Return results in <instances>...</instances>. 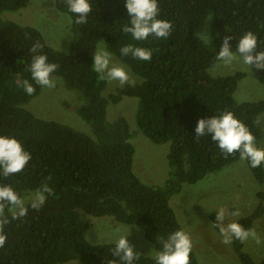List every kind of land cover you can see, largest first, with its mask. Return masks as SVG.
<instances>
[{"label": "trees", "instance_id": "obj_1", "mask_svg": "<svg viewBox=\"0 0 264 264\" xmlns=\"http://www.w3.org/2000/svg\"><path fill=\"white\" fill-rule=\"evenodd\" d=\"M52 1L58 12L71 17L72 39L66 53L49 47L35 28L0 17V135L15 137L32 156L22 173L0 176V184L11 185L21 196L44 182L53 189L39 211L29 207L23 219L5 227L7 240L0 248V264H109L112 260L120 264L112 255L114 244L86 241L82 214L110 216L119 223L141 227L146 241L160 250L159 237L182 230L170 198L183 184H195L240 159L239 153L225 158L211 133L196 140L198 120L231 111L258 143L261 134L254 121L264 112V101L234 100L243 73L214 78L208 71L219 63L216 56L224 36L232 37L229 43L235 51L239 39L251 31L258 38L257 51H264V0H158V18L171 22L172 32L167 39L149 37L146 41H135L121 31L131 19L125 0H89L93 10L86 24L75 23L76 16L69 12L65 0ZM28 3L0 0V15ZM209 17L212 40L205 44L199 35ZM100 41L142 79L141 83L102 95L107 82L100 80L92 67ZM37 42L43 46L40 54L58 65L52 75L61 78L67 90L79 94L82 104L76 113L91 135L40 119L22 107L41 90L28 71L34 55L30 49ZM129 43L154 49L152 59L122 56L120 49ZM250 69L252 77L264 85V71ZM25 79L35 87L34 94L28 95L19 85ZM122 97L138 99L135 122L143 135L155 143H170L169 177L163 187L148 186L134 175V148L129 143L127 122L123 117L107 119L108 104H116ZM245 162L254 181L262 185L263 164L251 168ZM257 196V209L238 220L246 229L264 214V193ZM215 217L216 213L210 214L211 223ZM243 245L238 240L232 243L241 264H264V257L257 263L243 252ZM135 264L155 262L141 254ZM190 264H198L193 249Z\"/></svg>", "mask_w": 264, "mask_h": 264}, {"label": "rangeland", "instance_id": "obj_2", "mask_svg": "<svg viewBox=\"0 0 264 264\" xmlns=\"http://www.w3.org/2000/svg\"><path fill=\"white\" fill-rule=\"evenodd\" d=\"M0 17L3 21L35 28L40 32L45 43L56 51L66 53L69 49L72 39L71 21L68 16L54 8L52 0H29L25 8L2 12ZM211 20V17L206 20L204 30L199 35L205 44L211 43L212 40ZM205 35L210 38L209 43L205 42ZM100 46L106 48L104 41L97 43L96 50ZM112 55L113 62L122 65L136 81L135 84L141 83L142 79L128 65ZM237 72L243 73L244 77L239 81L233 94L234 100L237 103L264 101V85L252 77L251 69L242 61L234 62L231 67H225L219 62L208 71L214 78L230 76ZM53 77L56 79L54 88L41 87L39 94L22 107L40 119L55 121L90 135L88 125L76 113L82 104L79 94L67 90L58 76L53 75ZM123 87L115 81L107 82L102 95L107 97ZM137 106L138 99L122 97L118 103L108 104L107 119L114 121L123 117L127 122L131 134L129 143L134 148L132 162L134 175L148 186L163 187L169 177L167 154L170 143H155L137 129L135 122ZM258 117L261 120L259 126L261 135L257 146L264 148V112ZM32 192L25 191L23 196H29ZM259 192L264 193V182L262 185L256 183L245 160L239 159L219 171L207 174L195 184H183L180 192L170 198L169 204L177 221L191 238L198 264H241L233 251L232 244L221 243L219 231H215L211 226L209 216L224 208L225 223L238 222L257 209L260 203L257 196ZM237 210L238 216L230 214ZM82 218L86 224L85 239L91 245H115L120 236L129 234L127 239L133 246L134 252L152 258L151 253L156 251L146 241L141 227L119 223L110 216L92 217L82 214ZM251 228H254L264 241V214L253 222ZM243 252L258 263L264 257V243L257 245L254 240L249 239L243 245ZM67 264L80 263L70 261Z\"/></svg>", "mask_w": 264, "mask_h": 264}, {"label": "clouds", "instance_id": "obj_3", "mask_svg": "<svg viewBox=\"0 0 264 264\" xmlns=\"http://www.w3.org/2000/svg\"><path fill=\"white\" fill-rule=\"evenodd\" d=\"M70 13L76 16L75 23L86 24L92 5L89 0H65ZM125 7L131 19L125 24L121 31L131 34L135 41H146L149 37L156 39H167L172 32L171 22L158 18L160 7L158 0H125ZM71 21V17L69 18ZM209 37L205 35V42L209 43ZM231 36H224L222 46L218 51L216 60L225 67H231L234 62H241L249 68L264 71V51H257L258 38L251 31L244 34L238 41L235 51L229 43ZM42 45L39 42L33 44L30 52L32 61L28 67L31 79L35 84L43 88H54L56 79L53 73L58 70V65L49 63L46 54H40ZM154 49L135 46L129 43L120 49L122 56H131L141 61H150ZM94 71L98 78L106 82H118L119 86H134L136 81L129 72L119 64L113 62V55L105 47L97 48L93 55ZM28 95L35 93L36 89L29 80L18 82ZM254 124L261 125L258 117ZM195 139L207 137L212 134V140L216 142L225 158L239 153L242 161H248L251 168L260 167L264 164V148L257 146L256 137L250 129L231 111H224L219 116L201 118L195 127ZM89 134L91 132L89 130ZM95 140V136L91 137ZM32 159L30 152L25 150L23 144L15 137L0 135V176L9 177L22 173ZM50 179V177H49ZM53 194V189L44 182L29 196H21L11 185L0 184V248L5 246L7 234L5 227L12 221L23 219L29 207L39 211L45 204L48 196ZM238 216L239 211L230 213ZM226 209L221 208L216 212L215 221L211 226L219 230L221 243L231 245L235 240L241 243L252 239L257 245L264 243L254 228H244L238 222L225 223ZM133 227V226H132ZM131 229V228H130ZM129 229V233H130ZM129 235V234H128ZM122 235L115 242L111 250L114 257H118L120 264H135L141 254L134 252L127 236ZM160 250L151 253L155 264H190V253L192 252V241L190 236L183 230H177L168 234L165 238L159 237ZM109 264H117L116 260Z\"/></svg>", "mask_w": 264, "mask_h": 264}]
</instances>
